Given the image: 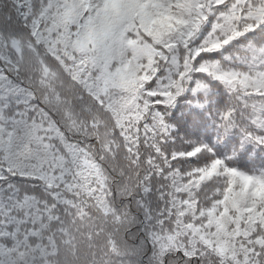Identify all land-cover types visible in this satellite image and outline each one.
I'll use <instances>...</instances> for the list:
<instances>
[{
  "label": "snow or ice",
  "instance_id": "6c2138e0",
  "mask_svg": "<svg viewBox=\"0 0 264 264\" xmlns=\"http://www.w3.org/2000/svg\"><path fill=\"white\" fill-rule=\"evenodd\" d=\"M0 264H264V0H0Z\"/></svg>",
  "mask_w": 264,
  "mask_h": 264
}]
</instances>
